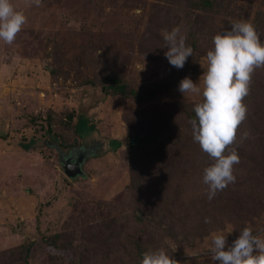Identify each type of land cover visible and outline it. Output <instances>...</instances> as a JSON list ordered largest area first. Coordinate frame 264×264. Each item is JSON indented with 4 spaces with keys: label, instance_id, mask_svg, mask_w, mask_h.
<instances>
[{
    "label": "rangeland",
    "instance_id": "374dc122",
    "mask_svg": "<svg viewBox=\"0 0 264 264\" xmlns=\"http://www.w3.org/2000/svg\"><path fill=\"white\" fill-rule=\"evenodd\" d=\"M189 1L42 0L37 7L31 0H12L27 23L13 44L0 41V252L31 241L29 264H72L70 251L63 260L50 261L44 237L98 219L114 227L113 258L125 252L118 240L130 250L139 240L149 250L165 249L177 264H218L210 252L214 235H226V248L245 226L264 239V207L253 218L244 213L238 219L217 204L203 212L214 217L207 234L202 235L200 223H189L188 230L177 229L178 238H173L170 219L147 215L130 188V141L155 146L173 136L179 126L164 130L162 122L203 101L201 64L207 65L213 37L230 30L232 22L254 24L256 13L264 10V0H215L210 10L195 9L190 14L197 42L193 47L185 16ZM176 26L193 48L182 69L171 66L164 54L163 33ZM109 73L144 99L105 93L100 82ZM261 74L264 67L255 70L252 81ZM185 77L201 93H180ZM253 85L251 93L258 84ZM255 107H247L254 129L264 125V110ZM154 120L163 124L162 131L151 137L148 127ZM140 125L145 126L138 133ZM245 125L251 131L250 122ZM74 143L80 145L68 150ZM153 165L145 171L147 182ZM252 172L261 174L258 183L252 179L246 184L264 191V158ZM149 218L155 219L153 230L143 227ZM128 254L126 264H133Z\"/></svg>",
    "mask_w": 264,
    "mask_h": 264
},
{
    "label": "trees",
    "instance_id": "16d2710c",
    "mask_svg": "<svg viewBox=\"0 0 264 264\" xmlns=\"http://www.w3.org/2000/svg\"><path fill=\"white\" fill-rule=\"evenodd\" d=\"M216 3L215 0H193L188 2L189 10L185 16L191 34L189 38L191 46L196 47L197 42L190 14L196 11L195 9L210 10ZM254 25L260 34L261 42L264 43V10H259L256 13ZM254 78L256 77L253 73L252 79ZM254 81L256 85L258 84L257 89H254L255 93L250 91L243 102L247 107L253 104L258 105L254 110L261 108L264 110V74L259 75L258 79ZM254 81H252L250 87L254 86ZM100 84L102 90L107 94L120 95L133 100L144 99L134 87L116 74H106ZM195 118L194 107L187 110L184 108L182 112L178 110L171 114L168 121L162 122L166 125L164 130L179 126V129L168 140L155 146L148 145V141H140L137 138L130 141V145L134 150L130 157L132 174L130 188L133 195H137V199H139L140 205L147 212V215H158L170 219L168 233L173 238H178L179 231L177 229L188 230L189 223L191 225L200 223V230L203 229L202 235L207 234L209 232V229H207L208 223L203 222L208 216L203 212H208L210 205L217 204L220 207L219 210L223 207L226 212L238 219H241L244 213H247L248 219L253 218L258 214L257 209L264 207V191H252L246 184L252 179L253 182L258 183L257 179L261 175L252 171L256 169L257 162L264 158L263 120H261L263 126L254 129L247 112L246 120L238 128L237 139L228 150L236 148L240 156L239 164L234 165L236 180L209 201L207 192L202 198H200V194L205 188H208L203 183L204 169L214 163V160L204 153L199 144L193 139V129L190 121ZM247 121L250 122L248 129H251V131L247 132L249 135L244 138L243 134L246 132L244 127H246L245 123ZM162 123L160 124L163 125ZM160 124L155 120L150 124L148 133L151 137L155 136L154 133L162 131ZM144 126L140 125V128H137L138 133L143 130ZM50 138L59 146L63 144V142L58 143L55 135H50ZM79 145L74 143L70 145L68 150ZM151 162H156L154 163L155 166ZM149 165L154 167L151 181L147 182L144 177ZM196 197L198 202L193 199ZM197 203L201 204V209L195 211L193 207H196ZM219 212L221 213V211H218V214H220ZM149 221L150 223L147 226H142L153 230L155 219L149 218ZM158 223L160 221L155 224L159 226ZM113 228L110 227L106 219H98L95 223H77L73 229L67 228L66 231L45 236L44 241L51 249V254L48 257L50 261H61L65 258L64 252L70 251L72 264H126L125 258L128 251L130 253L128 259L133 261V264H141L143 253L149 251V249L142 247L145 242L139 240L134 242L131 250L129 247L125 248L124 240H118V243H121L120 249L125 250V252L123 251L124 254H118L113 258L110 250L112 240L115 237ZM193 231H196V228ZM32 245L33 242L30 241L15 248L2 250L0 252V264H29Z\"/></svg>",
    "mask_w": 264,
    "mask_h": 264
},
{
    "label": "clouds",
    "instance_id": "9594fccd",
    "mask_svg": "<svg viewBox=\"0 0 264 264\" xmlns=\"http://www.w3.org/2000/svg\"><path fill=\"white\" fill-rule=\"evenodd\" d=\"M39 7L42 0H31ZM27 23V16L17 10L12 0H0V41L14 43ZM164 53L171 66L182 69L193 48L186 43L187 37L179 26L163 33ZM214 48L206 53L207 65L203 78V101L194 106L195 119L190 123L193 139L201 150L214 160L204 169L203 183L207 185V198L211 201L218 192L234 183V165L240 156L236 148H229L237 139L239 126L247 118V105L243 102L250 92L253 73L264 67V43L254 24L249 21L232 22L230 30L213 37ZM178 91L201 93V88L190 77L183 78ZM248 133L243 134L244 138ZM205 223H211L206 217ZM225 234L214 235L210 252L218 264H264V239L254 235L245 226L237 239L226 248ZM141 264H177L165 249L143 253Z\"/></svg>",
    "mask_w": 264,
    "mask_h": 264
}]
</instances>
